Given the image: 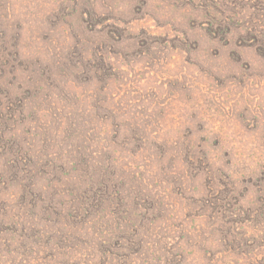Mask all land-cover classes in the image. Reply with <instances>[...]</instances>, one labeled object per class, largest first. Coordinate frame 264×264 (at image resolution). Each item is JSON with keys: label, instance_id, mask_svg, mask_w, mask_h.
<instances>
[{"label": "rangeland", "instance_id": "1", "mask_svg": "<svg viewBox=\"0 0 264 264\" xmlns=\"http://www.w3.org/2000/svg\"><path fill=\"white\" fill-rule=\"evenodd\" d=\"M0 107V264L264 257V0H0Z\"/></svg>", "mask_w": 264, "mask_h": 264}, {"label": "trees", "instance_id": "2", "mask_svg": "<svg viewBox=\"0 0 264 264\" xmlns=\"http://www.w3.org/2000/svg\"><path fill=\"white\" fill-rule=\"evenodd\" d=\"M0 109H2V107H0ZM8 130V128H3L2 127V131L1 132H5V131H7ZM4 137H5V133H1V136H0V141H2V140H4ZM17 149H20L21 151H23V148H22V146H21V144L18 146V148ZM25 155H27V153L25 154ZM27 156H29V157H31V155H27ZM31 158H33V157H31ZM22 159H25L26 160V162L27 161H29L30 163H32L33 161H31V159H27L25 156H23V157H21V158H17L16 160H15V162H20V160H22ZM25 166L23 167V168H21L20 169V172L22 173V172H24V173H28V172H32L31 171V169L33 168V165H30V164H24ZM255 175H256V173H255ZM253 176H251L250 178H252ZM2 178H4V177H2V176H0V183L2 182ZM258 178H260L261 180H262V178L264 179V171L262 172V174L260 175V177H258ZM33 184V183H32ZM264 185V181L262 180V183L260 184H258V186L259 187H262ZM100 186V185H99ZM33 188L34 187H30L28 190H26V192H29V191H32L33 190ZM233 188H230V185L228 186V187H226L225 186V188L223 189V191H226V192H230V190H232ZM260 189H262V188H260ZM92 190H93V188H92ZM100 191H102L101 189L99 190V192ZM87 190L86 191H84L83 193H82V200H83V207H84V211H88L89 210V201H90V198L86 201V199H87V197H88V195L89 194H87ZM76 193V192H75ZM227 196H229V194H226ZM90 196V195H89ZM92 196H94L93 194L91 195V197ZM212 195H211V193H210V196L207 198V199H205V198H203L201 201H199V203H200V211H202L203 213L205 212V210H208V208L207 207H209V208H212V207H217L219 210L220 209H222L223 207H225L227 204H230L231 203V201L229 200V198L228 197H226V196H224V195H222V197H221V199L218 197V195H216L215 197H214V199L216 200V202L214 203V202H212L211 201V198H213V197H211ZM258 202H257V205H256V208H248L250 211H246L247 212V219L248 220H250V219H252L253 221H257V220H262V221H264V204H263V202H264V189L263 190H261V191H259V193H258ZM219 198V199H218ZM240 203V202H239ZM238 202L236 203L235 202V205H238L239 204ZM66 205V204H65ZM242 204H240V206H239V210H244L245 208L243 207V206H241ZM71 208V207H70ZM70 208H67V207H64L63 206V208H61V211H58V214H59V216H62V218H65V217H68V216H70L72 213H73V209H70ZM230 208V207H229ZM82 210V211H83ZM82 211H79V213H81ZM212 217H214V215H212ZM246 219V218H245ZM217 220H215L214 221V223L216 222ZM216 224V223H215ZM63 233H65V232H63ZM61 237H62V241L61 242H64L65 241V239H66V234L65 235H63V234H61ZM221 238H222V240H224V239H226V237L225 236H221ZM258 238V241L259 242H261L262 244L261 245H264V237H257ZM228 239H231V238H228ZM238 239H241L239 236H238ZM246 239V238H245ZM232 240H234V239H232ZM244 240V239H243ZM255 240V239H254ZM229 242H232L231 240H228ZM236 242V241H235ZM242 243V242H241ZM243 243H244V241H243ZM242 243V244H243ZM249 243H247V241L245 242V245L247 246ZM254 244V241L252 242V244L251 245H253ZM239 248H240V246H239ZM243 254H245V255H243V257L241 258H239V259H248V257L247 256H250L252 253H249V254H247L246 252H244ZM257 256L258 255H255L254 257H252V259H257ZM263 256H264V254H263ZM257 264H264V257H262V258H260V260H257V262H256Z\"/></svg>", "mask_w": 264, "mask_h": 264}]
</instances>
